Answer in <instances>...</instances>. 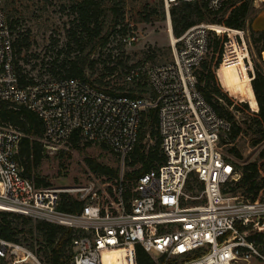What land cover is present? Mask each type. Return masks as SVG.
<instances>
[{"label":"built area","instance_id":"obj_1","mask_svg":"<svg viewBox=\"0 0 264 264\" xmlns=\"http://www.w3.org/2000/svg\"><path fill=\"white\" fill-rule=\"evenodd\" d=\"M200 1L218 12L232 0ZM178 3L164 0L170 21L169 11ZM209 30L215 31L196 25L175 38L168 63L147 72L140 67L125 71L126 82L139 86L146 81L153 97L113 92L79 78L48 77L23 86L14 29L6 0H0V103L39 116L45 148L63 146L77 136L82 143L103 144L125 160L138 143L144 112L156 109L164 158L136 180L128 203L123 189L118 190L117 202L111 203L114 212L104 213V204L89 196L78 199L83 202L79 212H67L60 209V190L38 188L24 175L17 159L22 134L0 123V212L72 230V254L62 264H106L105 253L120 248L128 249L138 264V245L160 264H264V201L229 195L242 175L221 147L231 123L198 88V72L210 49ZM134 41L130 38L129 44ZM255 234L263 239L250 240ZM0 260L45 264L1 236Z\"/></svg>","mask_w":264,"mask_h":264},{"label":"rangeland","instance_id":"obj_2","mask_svg":"<svg viewBox=\"0 0 264 264\" xmlns=\"http://www.w3.org/2000/svg\"><path fill=\"white\" fill-rule=\"evenodd\" d=\"M80 1L6 0V9L11 21L14 22L15 41H19L17 48L19 51V53L17 52L18 65L31 77L43 80L48 77L55 78L54 70L56 73H64L63 66L71 61L80 58L85 59L91 55L85 68V77L88 82L113 92H125L134 89L137 94L142 91L143 93L140 94L143 96L153 97L146 81L139 86L129 84L125 80L124 73L127 69L139 67L147 72L152 67L168 63L173 59L169 31L172 21L169 19L164 0H106L117 6L119 26L117 32L110 36L109 42L104 48L99 46V39L93 42L86 39L81 46L76 44L73 36H71V41L69 40L72 31L78 35L81 32L77 20L78 16L73 8ZM242 3L245 6L237 12L236 20L241 21L243 14H245L246 24L242 28L243 30L230 29L237 32L223 30L224 32L221 34L209 30L211 45L203 62L215 70L220 87L229 96V92L223 88L218 78L217 70L219 67L214 66L212 44L216 38L226 35L228 39L227 44H224L222 60L228 43H230L224 69L228 68L229 71L232 70V73L237 75V71L242 69L240 66L237 69L240 63L243 67L241 71H246L249 67L250 76L253 79L255 65L263 66L260 61V52L264 43L262 35L264 33V0H241L237 4L241 6ZM228 7L235 6L230 3ZM230 13L231 10L228 11L229 16ZM214 17V15L209 14L207 20L199 25L210 26L215 29V24L210 22ZM111 21L112 18L105 15L100 18L99 22L104 28L103 35L110 30ZM123 27L126 29L125 34L119 31ZM132 37L135 38V41L129 44V39ZM174 38L176 37L174 36ZM92 62H94L93 67H91ZM203 64L200 66L199 76L202 73L205 75L207 73ZM248 74L247 72V76ZM207 84L206 80L202 82V86L207 87ZM242 84L247 83L244 81ZM235 86L240 97H245L242 93L246 86L240 87L236 84ZM213 89L211 82L209 90L212 92ZM212 102L218 104L223 112L233 111L239 121L244 119L243 113L236 112L223 99L214 94ZM249 107L252 110L250 105ZM243 127V132L235 141H232L228 135H224L222 137L224 140L221 141L224 154L239 171L244 165L259 161L260 153L264 149V142L258 146H253L252 137L254 136L249 129L247 130L246 126ZM144 132L143 145L146 149L155 147L158 136L153 133L157 132V129L147 126L144 128ZM45 150V157L34 169L32 175L34 183L39 181L43 188L58 189L61 191V195H68L75 199L82 200L87 196L89 198L95 197L105 207L108 206V203H115L119 189L115 186L114 181L95 173L90 167V161L118 170L121 179L126 174L134 173L142 168L140 164L132 166L131 157L122 160L103 144L81 142L78 147H74L71 143H67L57 148H45ZM260 183L262 186L260 199L264 201V182L260 181ZM233 185L229 187V195L239 197L240 201H245L246 197L242 195L244 190L238 189V193L230 191V188L234 187ZM124 187L133 190V181H126ZM9 220L18 231L17 243L32 251L38 259L45 263L46 246L39 229L41 221L25 218H9ZM237 264L262 263L252 260L249 262L239 261Z\"/></svg>","mask_w":264,"mask_h":264},{"label":"trees","instance_id":"obj_3","mask_svg":"<svg viewBox=\"0 0 264 264\" xmlns=\"http://www.w3.org/2000/svg\"><path fill=\"white\" fill-rule=\"evenodd\" d=\"M239 1L241 0H232L220 11L211 12L208 10L203 1L179 0V3L176 6H173L170 10L173 35L176 38L180 37L189 28L206 21L209 14L215 16L210 22L215 24L214 27L217 33L221 34L224 32L223 30L237 32L230 29L243 30L242 28H244L246 24L245 14H243L241 21L236 20L238 15L237 12L245 6L243 3L241 6L238 5L237 3ZM230 3H232L235 7H228ZM73 8L78 16L77 20L79 22V27H81V32L78 35L76 32L72 31L71 35H69V40L71 41V36H73L76 44L81 46L86 39H88L89 42L99 39V46L104 48L109 42L110 36L117 32V28L119 26V10L117 6L109 1L107 2L106 0H81ZM229 10H231L230 16L228 15ZM104 15L112 18L110 30L105 35H103V25L99 22L100 18ZM11 26L12 29H14L13 21H11ZM119 31L125 34L126 29L123 27ZM262 35L264 37V33H262ZM227 42L228 39L226 35L216 38L212 44V50L214 66L216 68L219 67L217 70L218 78L221 85L227 92H229L230 96L220 87L215 70L209 68L206 63L203 64L204 70L207 71L206 75L205 73H202V75L199 76L198 72V88L208 103L212 105L217 114L231 123V131L228 136H230L232 141H235L241 135L244 130L243 126H246L247 130L249 129L251 134L254 136L252 137L253 146H258L264 142V43L260 52V61L263 66L259 64L255 65V76L252 79L249 67L246 71H241L243 67L240 63L237 66V69L239 66L240 69H242L237 71V75L236 73L233 74L232 70L229 71L228 68L224 69L225 62L227 61L228 46L230 43H228L223 60L222 56L224 53V44ZM15 47L16 52L19 53L17 50L19 47V41H16ZM90 56L91 55H88L85 59H76L75 61H71L70 63L64 65V73L61 72L62 74L56 73V70H54V77L79 78L84 81H88L85 77V68ZM93 65L94 62L91 63V67H93ZM16 66L21 85L27 86L35 83V78L31 77L21 66L18 65V59ZM247 72L249 73L248 76ZM240 78L242 79L240 80ZM205 80L208 83L207 87L202 86V82ZM244 81H246L247 84H242ZM211 82L214 87L212 92L209 90ZM235 84L240 87L246 86L245 91L242 93L245 97H240V95L236 92L237 88ZM129 92L130 95L135 96L134 92L136 91L134 89L129 90ZM140 93L143 92L140 91ZM140 93L138 94L143 95ZM213 94L223 99L226 104L236 112L243 113L245 115L244 119L239 121L233 111L223 112L218 104L212 102ZM235 98L241 102L237 101ZM248 104L251 106L253 111L250 109ZM0 123L12 125L22 134L17 159L24 167V175L32 180L34 169L39 166L42 159L45 157L46 150L44 144L42 143L44 135L42 120L36 113L28 109L22 108L20 110H14L9 108L5 103H0ZM147 126L156 129L158 128V112L156 109H149L144 112L138 143L134 151L127 157V159H130L131 157L132 166H135L136 164L142 165L140 170L135 171L134 173H128L121 179L118 170L90 161V167L95 173L108 177L111 181L115 182V186L118 189H123V197L126 203H128L135 196V194L132 189L128 190L124 187L125 182L133 181L134 189L135 182L139 177L151 169L157 168V166L164 160L161 154V140L158 131L153 133L158 136V141L155 147L146 149L143 145V139L145 137L144 128ZM69 143H71L74 147H78L81 141L77 136H74ZM240 172L242 174L241 179L233 185L234 187L230 188V191L238 193L237 190L242 189L244 190L242 195L245 196L246 199L251 201L262 200L260 199V191L262 187L260 181L264 182V149L260 153L259 161L244 165ZM35 185L38 188H43L41 182L39 181L35 183ZM116 202L117 199H115V203ZM82 206L83 202L78 199L68 195H62V202L60 206L61 210L75 213L79 212ZM108 212H114V207L111 203H108V206L104 207V213ZM9 218L24 217L13 213L0 212V236L5 240L18 242V239L16 238L18 231L15 227H13ZM39 229L46 246L44 252L45 263L62 264L72 254L71 242L73 238V231L45 221H41ZM262 239L263 235L261 234L250 236V240L261 241ZM136 256L138 264H160L147 254L139 245L136 246ZM104 258L106 264H135L132 254L128 252V249L124 248L112 249L105 253ZM0 264H5V262L0 260Z\"/></svg>","mask_w":264,"mask_h":264},{"label":"bare ground","instance_id":"obj_4","mask_svg":"<svg viewBox=\"0 0 264 264\" xmlns=\"http://www.w3.org/2000/svg\"><path fill=\"white\" fill-rule=\"evenodd\" d=\"M169 31H170V34H171V43H174L175 38H174V36L172 34V29L170 28Z\"/></svg>","mask_w":264,"mask_h":264},{"label":"water","instance_id":"obj_5","mask_svg":"<svg viewBox=\"0 0 264 264\" xmlns=\"http://www.w3.org/2000/svg\"><path fill=\"white\" fill-rule=\"evenodd\" d=\"M171 29H172V27H171ZM172 34H173V29H172Z\"/></svg>","mask_w":264,"mask_h":264},{"label":"crops","instance_id":"obj_6","mask_svg":"<svg viewBox=\"0 0 264 264\" xmlns=\"http://www.w3.org/2000/svg\"><path fill=\"white\" fill-rule=\"evenodd\" d=\"M174 36V35H173Z\"/></svg>","mask_w":264,"mask_h":264}]
</instances>
